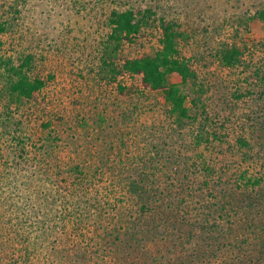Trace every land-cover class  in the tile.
Returning a JSON list of instances; mask_svg holds the SVG:
<instances>
[{"label":"rangeland","instance_id":"1","mask_svg":"<svg viewBox=\"0 0 264 264\" xmlns=\"http://www.w3.org/2000/svg\"><path fill=\"white\" fill-rule=\"evenodd\" d=\"M126 10L142 25L114 62L171 25L188 118L109 81ZM0 44L45 82L17 101L0 65V264H264V0H0Z\"/></svg>","mask_w":264,"mask_h":264},{"label":"trees","instance_id":"2","mask_svg":"<svg viewBox=\"0 0 264 264\" xmlns=\"http://www.w3.org/2000/svg\"><path fill=\"white\" fill-rule=\"evenodd\" d=\"M146 13L148 15L149 11ZM138 15V11L133 10L120 13L113 11L110 14L109 24L112 28L108 40L113 41L115 46L111 50L112 53H109L103 61L105 66L110 67L112 75L109 81L112 83L117 81L116 87L120 94L131 91L136 93L160 91L163 93L164 102L169 104L170 114L175 115L179 120L188 118V108L185 105L186 97L181 88L189 78L194 76V73L185 60L178 61L173 57L177 54L176 41L180 34H177L171 25L161 24L162 36L159 40L161 50L154 57L143 54L135 59H123L121 65L114 62L115 58L118 59L115 51L119 49L120 43L122 41L133 43L135 36L139 33L142 22L137 19ZM240 55L241 52L237 48L226 50L222 56L224 65L227 67L237 65ZM32 59V56L28 55L23 59H18L16 64L12 60L1 61L5 67L7 93L9 97L17 101L24 100L26 103H34L45 86L43 79L29 73ZM168 75L175 76L178 83L169 84ZM125 76L134 84L125 86L119 79V77L123 79Z\"/></svg>","mask_w":264,"mask_h":264}]
</instances>
